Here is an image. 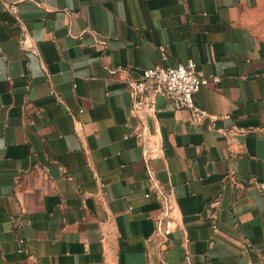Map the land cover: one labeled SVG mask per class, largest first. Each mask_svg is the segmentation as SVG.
I'll return each instance as SVG.
<instances>
[{
	"label": "crops",
	"instance_id": "obj_1",
	"mask_svg": "<svg viewBox=\"0 0 264 264\" xmlns=\"http://www.w3.org/2000/svg\"><path fill=\"white\" fill-rule=\"evenodd\" d=\"M188 58L204 121L134 107ZM259 182L264 0H0V264H264Z\"/></svg>",
	"mask_w": 264,
	"mask_h": 264
},
{
	"label": "built area",
	"instance_id": "obj_2",
	"mask_svg": "<svg viewBox=\"0 0 264 264\" xmlns=\"http://www.w3.org/2000/svg\"><path fill=\"white\" fill-rule=\"evenodd\" d=\"M8 8L13 13L18 12L15 4H10ZM164 50V47H160L162 58H165ZM209 82L218 83L220 77L205 75L199 69L198 63L193 58H188L174 66L155 65L142 69L138 79L129 80L128 90L135 108L154 110L156 98L163 97L177 108L189 110L194 122L201 123L207 118V113L197 105L195 95ZM257 187L264 191V182L257 183ZM212 231H217L216 224L212 225Z\"/></svg>",
	"mask_w": 264,
	"mask_h": 264
}]
</instances>
